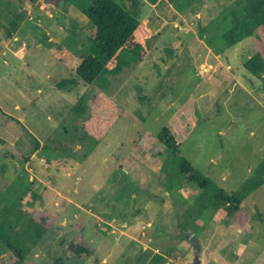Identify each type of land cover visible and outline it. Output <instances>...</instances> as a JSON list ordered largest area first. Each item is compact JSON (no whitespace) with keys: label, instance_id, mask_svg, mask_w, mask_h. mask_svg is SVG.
<instances>
[{"label":"rangeland","instance_id":"obj_1","mask_svg":"<svg viewBox=\"0 0 264 264\" xmlns=\"http://www.w3.org/2000/svg\"><path fill=\"white\" fill-rule=\"evenodd\" d=\"M92 1L0 0V225L15 239L35 211L54 218L24 241L23 261L0 240V264H52L64 250L55 228L94 249L82 264H192V232L164 233L163 207L192 206L201 190L158 134L168 127L179 156L228 193L264 159V74L245 68L259 44L223 38L244 3L115 0L148 23L149 53H124L130 66L89 85L76 71ZM198 226L201 264H264V185Z\"/></svg>","mask_w":264,"mask_h":264},{"label":"trees","instance_id":"obj_2","mask_svg":"<svg viewBox=\"0 0 264 264\" xmlns=\"http://www.w3.org/2000/svg\"><path fill=\"white\" fill-rule=\"evenodd\" d=\"M71 1L49 0L55 5L66 6L70 5ZM150 1L157 2V0ZM242 2L244 3L243 10L234 12L230 28L223 38L227 47H233L246 37L254 36L260 50L245 63V68L254 75H262L264 74V0H242ZM84 15L89 20L88 30L91 36L87 40L89 46L85 47L82 63L76 72L77 76L86 84L95 85L100 82V78L105 73L119 76L124 68L130 66V60L124 58V53L136 55V51H139V60L143 61L146 58L148 51L140 53L141 35L145 38L151 37L146 21L140 22L115 0H93L91 5L84 10ZM18 17H21L20 13H18ZM137 92V96L138 94L143 95L141 90ZM138 99L140 100L139 96ZM158 140L166 147L170 156L179 162L180 171L178 173L181 177L201 190V194L192 206L163 207L165 222H162L161 226L164 228V233H167L169 228L174 225L184 236V232L199 235L198 220H203L206 225L220 210L224 211L225 218L232 217L241 210L242 203L264 185V159L239 190L228 193L197 171L187 159L179 156L180 143L177 142L168 127L161 130ZM167 191H169V187H165V192ZM169 203L168 201L164 204L168 205ZM6 226L7 223L0 225V240L4 241L20 262L24 260V241L39 243L53 229L54 218L44 211H35L26 226L16 233L13 232L15 239L6 234ZM9 228L12 230V225ZM54 232L59 237L60 247L64 250L52 264H82L85 256L94 254V249L84 241L68 240L57 228L54 229Z\"/></svg>","mask_w":264,"mask_h":264},{"label":"water","instance_id":"obj_3","mask_svg":"<svg viewBox=\"0 0 264 264\" xmlns=\"http://www.w3.org/2000/svg\"><path fill=\"white\" fill-rule=\"evenodd\" d=\"M186 237L191 241L194 249V260L192 264H201V260H200L201 250H200V241L198 237L194 233H187Z\"/></svg>","mask_w":264,"mask_h":264}]
</instances>
